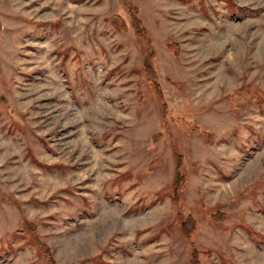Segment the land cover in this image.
Returning a JSON list of instances; mask_svg holds the SVG:
<instances>
[{"label":"rangeland","instance_id":"rangeland-1","mask_svg":"<svg viewBox=\"0 0 264 264\" xmlns=\"http://www.w3.org/2000/svg\"><path fill=\"white\" fill-rule=\"evenodd\" d=\"M0 264H264V0H0Z\"/></svg>","mask_w":264,"mask_h":264},{"label":"trees","instance_id":"trees-1","mask_svg":"<svg viewBox=\"0 0 264 264\" xmlns=\"http://www.w3.org/2000/svg\"><path fill=\"white\" fill-rule=\"evenodd\" d=\"M188 221L191 222L192 224H194L192 218H189ZM192 229H193V225H191L189 228H186L184 225H182V233H183V235L185 237H189L190 236V233L192 232ZM196 257H197V255L195 253L194 254V260H195Z\"/></svg>","mask_w":264,"mask_h":264}]
</instances>
